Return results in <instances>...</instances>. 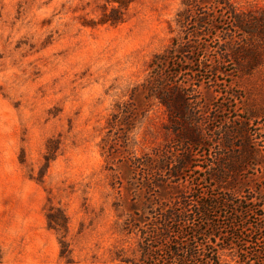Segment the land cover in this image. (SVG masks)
<instances>
[{
	"label": "rangeland",
	"instance_id": "374dc122",
	"mask_svg": "<svg viewBox=\"0 0 264 264\" xmlns=\"http://www.w3.org/2000/svg\"><path fill=\"white\" fill-rule=\"evenodd\" d=\"M230 190L264 208V0H0V264H175Z\"/></svg>",
	"mask_w": 264,
	"mask_h": 264
},
{
	"label": "trees",
	"instance_id": "16d2710c",
	"mask_svg": "<svg viewBox=\"0 0 264 264\" xmlns=\"http://www.w3.org/2000/svg\"><path fill=\"white\" fill-rule=\"evenodd\" d=\"M105 1L107 3H117L120 6H126L132 2V0ZM119 21V18L112 17L104 20V23L109 22L115 25ZM229 192L233 193H230L225 199L208 198L200 202L196 211L186 217L187 221L192 223V225L195 223L194 219L196 218L201 220L202 225L200 224L193 229L185 228V231L182 229L180 234L184 235L189 234V231L191 232L189 234L191 240H188L182 246L177 242H172L169 245L168 250L171 256L177 258L178 254H182V257L178 258L175 264H219L217 254H214V257L209 256L211 255L209 250L210 241H213L212 243L214 244L217 243V246L220 247L219 250L235 251L239 264H264V225L250 222L251 217H258L260 220H264V208L260 203L256 205L257 200L249 193L238 192L239 195H236L234 194L235 190H230ZM258 209H261V214H258ZM217 211L229 212L227 222L231 225V234H220L223 228L212 221ZM181 215L179 213L174 218L181 221L184 217ZM171 217L166 219L171 220ZM47 219L49 227L56 229L54 218L51 214L47 215ZM165 229L169 230L166 226L163 232ZM199 239L200 243L198 242ZM249 248L252 249L249 250Z\"/></svg>",
	"mask_w": 264,
	"mask_h": 264
}]
</instances>
